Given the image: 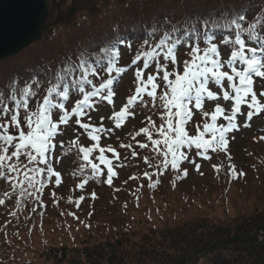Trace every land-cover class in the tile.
<instances>
[{"label":"snow or ice","instance_id":"obj_1","mask_svg":"<svg viewBox=\"0 0 264 264\" xmlns=\"http://www.w3.org/2000/svg\"><path fill=\"white\" fill-rule=\"evenodd\" d=\"M197 23H186L183 29L173 26L158 36L153 26L129 65H121L120 60L122 46L130 52L131 41L117 36L96 53H82L75 62L60 66L42 97L39 93L44 86L35 76L23 86H18L16 78L10 80L6 85L8 95L0 91V179L10 185L12 192L19 190L20 196L26 193L37 199L48 183L59 187L62 176L52 157L57 138L74 124V131L83 132L67 146L60 140L59 147H67L68 152L75 150L80 161L73 173L81 177L76 188L83 190L90 180L112 186L118 175L116 169L123 166L121 154L112 144L101 146L100 142L134 117L137 107L158 112L161 121L157 126L148 116L147 126L131 134L140 149L151 148L154 156L144 157V162L156 168L152 175H163L171 169L176 179H183L189 174L187 168L181 167L185 162L200 172L201 164L192 159L193 153L203 160H210L211 154L224 153L231 161L233 133L250 128L253 118L264 114V12L250 22L241 11L221 16L220 20L204 19L201 28ZM181 47L188 57L182 62L177 55ZM222 47L230 50L227 59L222 57ZM129 70L133 71L135 87L117 111L115 89ZM254 85L261 90L258 92ZM104 103L112 107L107 117L112 127L104 125L103 116L99 123L93 120L92 113ZM197 115L200 122L195 120ZM82 135L92 142L90 146L80 143ZM141 135L146 142L137 140ZM259 140L264 141V135ZM119 147L133 149L131 143L121 142ZM131 155L139 153L133 150ZM151 159L157 163L153 165ZM213 168L220 171L219 165ZM229 174L232 178L245 175L232 164ZM144 176L151 181L149 173ZM157 183L159 180L150 182L148 187L155 188ZM10 195L4 193L5 197ZM91 198H96L95 192ZM84 199L80 196L74 203L79 207ZM68 202L73 201L69 198ZM4 203L0 199V205Z\"/></svg>","mask_w":264,"mask_h":264},{"label":"trees","instance_id":"obj_2","mask_svg":"<svg viewBox=\"0 0 264 264\" xmlns=\"http://www.w3.org/2000/svg\"><path fill=\"white\" fill-rule=\"evenodd\" d=\"M160 1L164 5L155 7L157 6L155 4ZM149 2L144 0L128 2L119 8L112 7L108 11H100L98 15L88 18L87 21L84 19L77 26L62 33L52 34L49 38L50 41L43 43L40 52L1 61L0 91H3L7 96L6 85L10 80L16 78L18 86H23L25 81L35 76L44 86L39 93L42 97L44 88L48 86L52 74L60 66L67 61L75 62L82 53H96L100 46L113 41L117 36L131 41L130 52L122 46V53L125 55L126 62L130 64L137 49L142 46L143 38L147 32L152 30L153 26L157 28L158 36L164 30H171L173 26L183 29L186 23L191 24L199 21L196 26L201 28L204 19L209 21L220 20L221 16H228L241 11L245 12L247 20L250 22L254 17L264 12V0H260L257 6L250 3V0H150ZM217 31L219 32V30ZM222 48L227 51L228 55L230 54L227 47ZM178 53L181 55V62L188 58L184 54L185 49L183 47ZM120 64L125 65V62L121 63L120 60ZM125 87L124 95L127 98L134 90L135 84L129 82L124 85ZM128 92L130 93L128 94ZM75 99L76 97H73V101ZM35 103L36 101L33 100L32 106ZM106 106L107 104L104 103L99 107ZM137 110L141 113V123L144 121L146 126L147 122L145 121L148 116L152 117L157 126L161 123L158 112L141 107H137ZM200 119V117H195L197 122H200ZM141 123L139 125L130 124L122 139L115 137L110 141L103 140V146L112 144L121 155L123 152V157L130 162L128 166L124 165L122 168L123 177L117 179L120 185L115 183L112 186H107L101 180H90L83 190L77 189L76 184L80 183L81 177L74 176L73 173L75 172L74 167H77L80 161L75 150L68 152L67 147L63 150L60 149V154L67 157L69 180H62L59 187L54 182L48 183L43 192L38 194V199L26 193L24 196H20L19 190L12 192L10 185L5 180L0 179V199L5 200V203L0 205V264H264L262 247L259 244L257 246L254 239L237 241L251 236L257 237L256 231L254 233L250 231V225H253L250 222V215L242 218L241 221L233 219L229 224L224 225L211 223L207 218L187 220L175 218L171 221H165L160 227L147 223L148 226L143 228L133 227L134 217H132L133 220L126 219V222L123 220L124 214L130 207L138 208L143 201L147 204L146 211L149 207L155 208L156 201L165 204L166 207L175 204L176 207H181L179 211L186 210L184 206L189 204L192 199L210 197L217 191L220 194V190L228 181L240 183L239 180L245 182L250 179L253 187L257 189L255 191H257L259 198L264 197V141L256 139L252 142L254 149L248 148V154L252 157L250 158L251 164H249L250 170L237 169L234 162L236 155L232 158L234 161L228 162L225 154L220 153L208 163L204 170H200V172L188 170L191 172L190 174L201 181L194 185L190 183L193 179L189 178V174L187 177L178 180L176 179V172L171 169L165 171L163 175H159V173L152 175L157 172L156 168L149 167L144 162V157L152 158L154 156L151 148L140 149L136 142L131 139V134L140 129L138 126ZM190 132L194 134V127L190 128ZM70 140L65 141L66 146ZM137 140L146 142L143 135L138 136ZM121 142L131 143L133 149L118 147ZM80 143L84 146H90L92 142L82 135L80 136ZM133 150L139 155L133 157L131 155ZM97 154L94 153V155ZM140 160H142L141 164H139ZM151 163L155 165L157 160L151 159ZM229 164L234 165L238 171H243L245 175L243 177L237 175L236 178H232L229 174ZM213 165H219L220 171H216ZM145 172L149 173L151 181L144 176ZM201 172L203 175L200 174ZM248 175L251 178H247ZM131 177H135V179ZM157 180L159 183L156 184L155 188L148 187L150 182ZM90 183H94L93 188L88 187ZM100 188L117 191L112 196V201L109 202L114 204L111 205V208L117 209L121 216V222H114L105 218L109 214L110 207L108 206L110 205L102 203L104 197L99 191ZM5 192L11 193L10 197H5ZM93 192L96 194L95 199L91 198ZM52 193H55V197L52 196ZM80 196H84L85 199L77 207L74 201ZM69 198L73 201L72 203L68 202ZM17 199L20 200L19 205H17ZM99 201L101 202L98 203ZM68 205H71L69 213L74 215L72 218H67L65 213L60 210L64 206L68 207ZM155 209L156 211L160 210V208ZM176 212L178 213L177 210ZM176 212L173 214L177 215ZM49 213H55L57 217L54 223L57 230L53 234H57L63 240H60L59 243L46 242L36 250L31 243L20 247L19 251L22 250L23 252L33 248L31 252L37 255L33 260L21 261L23 255L21 256V253L16 250V246L20 244L18 236L25 227L34 224V219H38L30 240L34 243V236L36 233L40 235L39 233L42 232L39 230L50 218ZM86 214L89 216L88 218ZM96 216L101 220V226L90 221ZM25 217L29 220L23 222ZM146 217L150 219L148 218L150 214H147ZM86 218L87 222H81L82 219ZM144 220L147 221L145 218ZM251 220L254 223L258 222L257 219L251 218ZM245 223L248 224L247 227H245ZM137 224H144V222L137 220ZM71 226H84L83 231L85 233L82 231L80 236L84 237L78 239L68 235V229ZM260 228V224H256L254 229L258 231ZM213 245H216L213 249L197 253Z\"/></svg>","mask_w":264,"mask_h":264},{"label":"rangeland","instance_id":"obj_3","mask_svg":"<svg viewBox=\"0 0 264 264\" xmlns=\"http://www.w3.org/2000/svg\"><path fill=\"white\" fill-rule=\"evenodd\" d=\"M48 3L47 10L48 11V21L47 23L53 22L57 18V14L55 12V7L56 4L61 1L64 2V0H46ZM143 1V0H142ZM149 2L150 0H144ZM164 1V0H163ZM236 1V0H235ZM239 1V0H237ZM246 1V0H243ZM260 1V0H259ZM258 0H250V3L254 5H258L260 2ZM128 2H141V0H65L64 4V9H71L72 7L74 8V12L70 15H64V17L60 18L59 22L57 25L50 27L47 32L43 33L42 37L40 40L37 42L33 43L30 45L27 49L24 51L16 54L13 57L16 56H30L31 54H35L37 52H40L41 48L43 47V43L49 42V38H51L52 34H57V33H62L65 30L72 28L74 26H77L79 23L82 21H87L88 18L98 15L100 11H108L112 7L119 8L123 5H125ZM150 3V2H149ZM203 3V2H200ZM130 5V4H127ZM155 7L163 6V2L161 4V1L159 3H156ZM47 6V5H46ZM123 9V8H121ZM222 51V50H221ZM225 55L224 58H226V54L222 53V55ZM178 55V54H177ZM11 57V58H13ZM1 62V61H0ZM125 65L128 64L125 59V55L122 53L121 56V63H124ZM129 65V64H128ZM133 71L129 70L127 73H125L120 81V83L116 86V96L114 97L115 100V105H116V110L118 111L119 108L122 106L123 103H126L125 98V92H126V87L124 88V85H127L129 82H134V79L132 78ZM134 77V76H133ZM259 78H257V84H259ZM256 90L259 92L261 89L254 85ZM130 92H128L129 94ZM136 115L134 117L129 118V120L126 122V124L123 126V129L120 131L116 132V138L122 139L124 136V133L128 131L130 124L133 125H139L142 121L141 118V113L137 110L136 108ZM112 114V107L109 110L106 109H99L98 111H95L92 113L93 120L99 123L100 117L103 116L105 117L103 123L106 127H112V122L107 119L108 116ZM146 122V121H145ZM128 123V124H127ZM146 123L144 121L141 123L140 128L145 127ZM76 126L73 124L71 127H66L64 134L60 137L57 138V149L53 155V163L54 167H56L57 170H59L62 173L63 180L68 181V176H67V171H68V161L66 160L65 155H61L60 147H59V142L60 140H63L64 142L68 140L69 138L76 137L79 133H81L83 130H79V132L74 131ZM113 135V134H112ZM235 136V139L231 141V149L232 152L231 154H236V167L237 169H243L245 168L246 170H250V165L251 164V155L248 154L249 149L251 148L254 149L253 147V141L258 139L261 135H264V114H262L259 117H254L252 122H251V127L244 129L242 128L240 131L233 133ZM66 143V142H65ZM119 147V146H118ZM249 148V149H248ZM60 155V156H59ZM111 155V154H107ZM231 155V156H232ZM124 154L122 152L121 159L123 166L119 167L116 169L118 172V176L123 177V171L122 168L124 165H129L130 162L129 160L125 159ZM233 157V156H232ZM192 159H195L197 163L201 164V169L203 170L204 168L207 167L206 163L207 160H203L200 157H197L192 155ZM59 160V163H56L55 161ZM142 163V160L139 161V164ZM187 167L191 171L194 169V166L188 162ZM239 164V165H237ZM103 167V166H101ZM186 167V168H187ZM79 168V164L77 167H74V171L76 172ZM119 170V171H118ZM189 172V178L193 179L191 184H196L199 179L195 178L192 174ZM80 177V176H78ZM247 178H251L250 175L247 176ZM115 182V181H114ZM201 182V181H199ZM240 183H233V182H227L222 189L220 190V194L217 192L215 194H211L210 197H200L198 199H192L190 201L189 206H184L186 210L182 209V211H179V207H176L175 204H170L169 207H166L165 204H160L159 202L156 201L154 204L155 208H160V210H157L153 207H149L148 210H145V207L147 204L143 201L138 208H132L130 207L128 211L126 212L125 217L123 220H133L132 217H134L135 223L132 224L133 227H143L146 228L149 223L150 225L155 224L156 226H162L165 221H171L172 219L175 218H182L183 220L187 219H194V218H207L211 221V223H214L216 225L220 224H229L230 221L233 219H236L235 221H241L242 218L249 217L250 215V222L253 223V225H250V231L254 233L256 231L257 239H254L256 245L258 244L262 247V252L264 253V197L259 198V195L257 194V191H255V187H253L252 182H250V179L248 181H241L239 180ZM127 184L129 182H126ZM117 185L118 182L116 181ZM91 185V186H90ZM94 183L89 184V188H93ZM247 188V189H246ZM257 190V189H256ZM104 198H102V203L106 205H110L109 208V214L105 216L107 220L111 219L114 222L115 221H120L121 222V216L118 213L116 208H111L112 202V196H114L116 190H107L105 188H100L99 190ZM102 194H99L100 196ZM98 195V194H97ZM100 198V197H99ZM121 200V199H120ZM99 201L98 203H100ZM97 203V204H98ZM70 206L68 207H62L60 210L65 213L67 218H72L74 215H69L70 212ZM178 211L177 215H174L172 212ZM110 212H112V215H110ZM50 218L45 221V224L42 226V229L39 231H42L38 235L37 233L34 236V243L31 242L30 240L32 239V232L34 231V225L37 223L38 219H34V224L32 226L25 227L22 231V233L18 236L19 238V246H16V250L19 251L20 247L26 246L28 243H31L36 250V248H39L40 245L46 244V242L53 241L59 243L60 240H63L62 237H58L57 234H53L56 230L57 227L54 225L55 220L57 217L55 216V213H49ZM150 214V219H147L146 215ZM180 215V216H178ZM184 216V217H182ZM86 217L88 218L89 216L86 214ZM86 219H82L81 222H87ZM144 218L147 220L145 221ZM251 218L254 220L257 219V223H254ZM167 219V220H166ZM29 220L27 217L23 218V222ZM138 221L144 222V224H137ZM91 222H95L97 226H101L100 222L101 220L97 218V216L93 220H90ZM80 223V222H79ZM236 223V222H235ZM260 224L261 228L257 231L255 230V225ZM81 225V223H80ZM238 226V224H237ZM248 224L245 223V227H247ZM40 228V227H37ZM84 226H71L68 229V235L77 237L78 239H82L83 237H80L82 235ZM19 229V228H18ZM17 229V230H18ZM85 233V231H83ZM28 235H30L28 237ZM67 235V238L69 236ZM255 237V236H254ZM52 242V244H53ZM69 243V242H68ZM33 248H31L28 251L23 252L20 250L18 253H21L20 255H23V259L21 261H29L33 260L36 258V254H33L32 251ZM213 249V248H210Z\"/></svg>","mask_w":264,"mask_h":264},{"label":"water","instance_id":"obj_4","mask_svg":"<svg viewBox=\"0 0 264 264\" xmlns=\"http://www.w3.org/2000/svg\"><path fill=\"white\" fill-rule=\"evenodd\" d=\"M59 19L60 14L54 22L47 23L48 10L45 0H0V61L15 56L40 40L43 33L57 25ZM250 238L255 239L251 236L237 241L242 242Z\"/></svg>","mask_w":264,"mask_h":264},{"label":"flooded vegetation","instance_id":"obj_5","mask_svg":"<svg viewBox=\"0 0 264 264\" xmlns=\"http://www.w3.org/2000/svg\"><path fill=\"white\" fill-rule=\"evenodd\" d=\"M46 4H47V7H48V3L46 1ZM64 4H65V0L64 2H61L59 1L57 4H56V7H55V12L58 16V14H60V18L64 17V15L68 16L70 14H72L74 12V8L72 7L71 9H64ZM58 5H59V8H58ZM49 11V9H48ZM49 14H50V11H49Z\"/></svg>","mask_w":264,"mask_h":264}]
</instances>
